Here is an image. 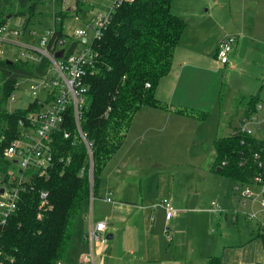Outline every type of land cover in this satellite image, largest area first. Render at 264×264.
<instances>
[{
    "label": "crops",
    "instance_id": "1",
    "mask_svg": "<svg viewBox=\"0 0 264 264\" xmlns=\"http://www.w3.org/2000/svg\"><path fill=\"white\" fill-rule=\"evenodd\" d=\"M204 1L202 4L205 9L199 0L182 2L179 14V11L177 13L173 10L172 0L171 12L181 17L186 27L173 51L171 69L158 82L154 92L155 97L166 107L148 106L136 111L119 149L127 146L125 151H129L136 145V150L142 149L149 153V149L155 148L154 153L163 156L164 147L158 146L157 138L171 136L180 128L193 132L197 118L202 119L217 112L216 131L210 141L215 150L214 140L231 134L244 115L249 98L256 97L264 102V0ZM224 10L227 13L225 19ZM212 27L217 32L214 43L208 38L212 34ZM227 33L236 35L237 40L229 62L223 66L226 69L218 80L219 74H216L221 67L216 65L220 63L215 60V50L221 37ZM222 87L230 91L227 96L223 94L225 91H222ZM232 90L238 93L239 103ZM187 110H196L200 114L191 115ZM134 122H137V134L133 139H142L140 144L128 143ZM219 132L224 135L218 136ZM115 154L101 173L99 194L92 201L87 200L75 217L71 241L59 264H78L79 256L86 251L84 233L87 227L86 215L90 210L94 219L106 222L105 236L108 237L106 244L96 250V264H207V259L212 256H218L220 264H264L260 221L247 220L239 212L235 215L232 213L231 221L236 225L240 216L252 222L249 224V232L261 242L259 254L258 247L252 245L254 241L251 239L239 241L242 244H238V247H226L221 241L217 245L221 249L218 251L217 246L214 247L217 251L211 255L201 252L194 256V253L188 252L186 226L189 220H195L194 223H199L201 228L199 217L202 212H206L211 235L213 230L210 225L213 218H216L218 226L214 229L224 237V223L229 219L227 213L231 210L225 212L226 209H223L222 213L212 211V208L209 210L211 213L200 210V189L193 193L189 189L180 192L173 182L165 184L160 178L147 189L148 196L145 197L140 190L139 197H130L121 187L122 177L116 173L119 167L113 163ZM158 160L162 162L161 157ZM198 162H191V165L198 167ZM109 165H112L111 169L105 171ZM215 171L218 172L216 168ZM232 185L226 200L223 197L216 199L221 204L226 201L232 204L233 201L241 206V202L234 197ZM105 196H110L111 201L104 200ZM165 197L178 209L176 215L166 220L163 208L156 204ZM132 199H136L135 202ZM160 209L163 211L162 221L158 218L161 215ZM166 224L173 234L170 240L169 234L163 233ZM206 245L211 247V244ZM248 252H252V256ZM236 258H239L237 262Z\"/></svg>",
    "mask_w": 264,
    "mask_h": 264
},
{
    "label": "trees",
    "instance_id": "2",
    "mask_svg": "<svg viewBox=\"0 0 264 264\" xmlns=\"http://www.w3.org/2000/svg\"><path fill=\"white\" fill-rule=\"evenodd\" d=\"M171 2L122 0L114 6L100 37L92 44L97 57L93 71L86 75L89 88L81 127L92 141V180L86 174V150L82 142L71 143L59 137L56 147L63 152L64 159L56 156L48 178L36 179L31 189L21 192L17 210L0 231V254L5 264H58L71 241L75 217L91 191L93 196L99 194L101 173L119 150L135 112L148 106L166 107L154 92L171 69L173 51L186 27V22L171 12ZM19 3L24 6L28 0ZM61 3L62 0H57L55 5L60 7ZM55 5V36L64 37V12L60 8L55 11ZM34 7V3L29 4V12ZM8 16L0 0V23L6 22ZM24 22H29L28 16ZM42 66L43 63L35 67L28 62L0 58V172L8 167L3 147L15 134L17 117L23 112L16 109L7 113V98L19 78L40 74ZM147 83L150 85L146 86ZM256 101V97L249 98L245 114ZM108 106L110 109L106 111ZM187 112L200 114L196 110ZM2 133L6 138L1 139ZM261 143L251 136L232 133L214 140L213 168L219 166L218 172L233 181L250 183L257 172L252 155L260 150ZM40 190L47 192L43 205ZM261 237L264 247L263 233ZM206 263L220 264L219 257H209Z\"/></svg>",
    "mask_w": 264,
    "mask_h": 264
},
{
    "label": "built area",
    "instance_id": "3",
    "mask_svg": "<svg viewBox=\"0 0 264 264\" xmlns=\"http://www.w3.org/2000/svg\"><path fill=\"white\" fill-rule=\"evenodd\" d=\"M43 1L50 3L53 11L57 0ZM121 2L122 0H113L107 11L97 12L90 18L85 28H76L68 45L64 37L55 36L53 27L47 30L46 34L37 36L36 31L29 27L28 23L24 20L21 22L12 20L10 14L6 22L0 23V58L28 62L35 67L43 63L40 74L27 75L14 83L15 89L6 101L7 113H12L16 109L23 112L17 117L15 134L3 147V158L8 163V167L0 172V188L2 189L0 231L17 210L21 192L31 189L36 179L48 178L56 156H59L61 160L64 159L63 152L56 147L59 137L70 140L71 143L82 142L86 150V174L90 181L92 180V141L87 138V133L81 127L89 88L86 75L93 71V64L97 57L92 44L100 37L114 6ZM53 16L54 11L52 26ZM236 39L237 36L231 33L221 37L215 50V60L218 63L229 62ZM10 47L16 48V53L8 55L6 50ZM59 50L61 54L56 56L55 52ZM149 85L146 84V86ZM26 90L28 101L25 100L24 105L13 106L18 99H22V94ZM19 91L22 93L18 97L16 93ZM109 109L110 106L106 111ZM4 127L6 128L7 125ZM235 127L232 134L251 136L262 143L260 150L252 155L257 166V172L252 181L250 183L234 181L232 185L234 197L242 205L241 210L232 211L234 215L239 212L247 220H259L260 232L264 235V103L257 102L252 110L241 117ZM4 138L6 136L2 133L1 139ZM65 160L68 161L69 157L66 156ZM39 193L42 199L41 205H43L47 192L40 190ZM93 198L91 191L89 202ZM104 200L111 201V197L105 196ZM210 203L213 210L220 208L216 201L211 200ZM156 204L163 208L165 219H169L176 212L174 205L166 197ZM86 222L84 238L87 249L79 256L78 264H96V250L105 245L108 239L105 236L106 222L94 219L92 210L87 213ZM0 264H5L1 254Z\"/></svg>",
    "mask_w": 264,
    "mask_h": 264
},
{
    "label": "rangeland",
    "instance_id": "4",
    "mask_svg": "<svg viewBox=\"0 0 264 264\" xmlns=\"http://www.w3.org/2000/svg\"><path fill=\"white\" fill-rule=\"evenodd\" d=\"M112 1L113 0H65L61 3L60 7L59 5H55V11H59V8L60 10L62 8V11L64 12V16L62 17V26L66 45L70 43V39L72 38L71 35L76 28H85L90 18L99 11L106 12ZM173 1V10L176 12L179 11L180 14V9L182 8L181 3L184 1L189 2L190 0ZM1 2L2 8L5 10V12L10 14L12 20L21 22V20H24L28 16L29 27L33 28L36 31L37 36H39L40 34H46V31L53 27L52 6L46 1L28 0V3L24 6L20 5L19 0H1ZM32 3H34L35 7L31 13L28 10V6ZM199 3H205V1L199 0ZM204 6L205 5L202 4V7L205 9ZM14 12H23L25 14L24 16H18L12 14ZM226 15L227 13L224 10V19ZM216 35V29L212 27V34H209L208 36L211 43L215 42ZM16 51V48L10 47L7 48L6 53H8V55H12L16 53ZM216 65L219 68L221 67V69L218 70L216 74H219V80L222 71L226 68L223 67V63L220 65ZM226 88L222 87V91H225L223 94L227 96L230 91H228ZM27 92L28 91L26 90V92L22 94V99H18L13 104V106L24 105L25 100L28 101ZM21 93L22 91H19L16 94L19 97ZM232 93L236 96L238 94L235 93V90H232ZM219 96L222 97L223 95L219 94ZM239 99L240 97L237 96V103H239ZM257 102L261 101L257 100L254 105ZM216 113L217 112H213L208 117L204 116L202 119L197 118L198 121L195 123V130L193 132L189 131V129L180 128L171 136L157 138L156 143L159 144L158 146L164 147V150L162 151L163 156H161V153H154L155 148L149 149V151H151L149 153H147V151H143L142 149L136 150V145H134V148H131V150L129 151H125L127 146H123L122 149L120 148L113 157V163H117L119 167V170L116 171V173H118V175L122 177L121 187L124 188L126 194H128L130 197H139L138 194L140 190H142L144 196L146 197L148 196L146 195V193L148 192L147 189L150 188L151 185L153 186L160 178L161 182L163 180L165 181V184L167 182H173L175 188L180 192H186V190L189 189V192L193 193L196 190L200 189V201L198 202L200 210H205L211 213V199L214 200L216 198L223 197L226 200L231 189V183L233 184L234 181H231L232 179H230V177L224 175L223 173L215 171V169L213 168V163L215 160V150H213L210 141L212 135L216 131ZM136 128L137 122H134L132 126L133 131H130L128 137V143L130 144H140L142 141V139L136 140V137L135 139H133V136L137 134ZM219 131L222 130L219 129ZM219 135L224 134H221V132H219L218 136ZM160 157L162 158V162H160L159 160L156 161V159H159ZM197 160L199 161L197 163L198 167H196L195 165H191V162L194 163ZM111 167L112 165H109L105 171H109ZM135 200L132 199V202H135ZM218 201L217 203L221 204L220 200ZM231 202L232 204L227 201L225 203H222L221 205L219 204L220 208L218 209L220 210H212L219 213L224 212L223 209H226L225 212H227L229 209L231 210L228 211V213L230 214L227 213L229 219L226 221V223H224V237L217 233V231L214 229V227L217 228L218 226V220L216 218H213V222L210 225V228L213 230H211V235L208 228V214L206 212H202L201 216L199 217L201 228L199 223H194L195 220H189V223L186 226V243L188 246V252L194 253V256L200 255L201 252H205L206 254L211 255L212 253H214L213 251H217V249L214 247L220 245L221 241L222 244H225L226 247H238V244H242L238 243L239 241H246L251 239L254 241L252 245L258 247V254L260 253V240L258 238H254L255 236L252 234V232H249V224H251L252 222L247 221L240 216L238 217V223H236V225L231 221V216L233 213L232 210L242 209V205L240 206L238 202ZM174 208L176 209L175 205ZM177 210L178 209H176V212ZM176 212L171 217L176 215ZM213 215L215 216L214 213ZM162 216L163 211L161 210V215L158 217L159 219H161V221ZM233 219H235V217ZM169 229L170 228L168 224L163 226V233L169 234L168 240H170L173 235L171 229L170 231ZM206 244H211V247H208ZM220 249L221 248H218V251ZM238 251H240V249ZM248 255L252 256V252H248ZM238 260L239 258H236L235 262H237Z\"/></svg>",
    "mask_w": 264,
    "mask_h": 264
},
{
    "label": "water",
    "instance_id": "5",
    "mask_svg": "<svg viewBox=\"0 0 264 264\" xmlns=\"http://www.w3.org/2000/svg\"><path fill=\"white\" fill-rule=\"evenodd\" d=\"M60 54H61V50L55 52V55H56V56H60ZM216 170H219V167H216ZM1 191H2V189L0 188V192H1Z\"/></svg>",
    "mask_w": 264,
    "mask_h": 264
}]
</instances>
